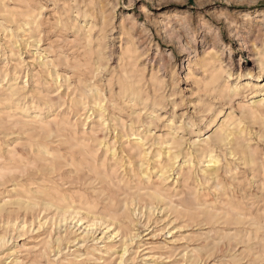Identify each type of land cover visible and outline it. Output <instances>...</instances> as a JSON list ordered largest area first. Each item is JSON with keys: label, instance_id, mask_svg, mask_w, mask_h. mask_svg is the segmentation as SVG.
<instances>
[{"label": "clouds", "instance_id": "obj_1", "mask_svg": "<svg viewBox=\"0 0 264 264\" xmlns=\"http://www.w3.org/2000/svg\"><path fill=\"white\" fill-rule=\"evenodd\" d=\"M14 3L30 6L24 40L40 70L31 90L17 79L9 91L0 77V110L29 100L37 110L107 103L132 119L145 116L148 127L167 131L164 147L184 150L181 174L201 152L264 146V0H0V17ZM10 243L0 236V264H29L6 253ZM231 264H264V241L257 258L245 249Z\"/></svg>", "mask_w": 264, "mask_h": 264}, {"label": "rangeland", "instance_id": "obj_2", "mask_svg": "<svg viewBox=\"0 0 264 264\" xmlns=\"http://www.w3.org/2000/svg\"><path fill=\"white\" fill-rule=\"evenodd\" d=\"M18 5L14 3L10 8ZM18 8L16 12L19 13L24 12L23 8L26 7L19 5ZM44 15L47 16L48 13ZM0 20V35L4 36L0 37V44L4 46V58H0V68L9 75L13 74L14 60L17 56H10L7 46L9 41L17 40L21 47L15 52L23 56L25 63V68L19 69L17 76L20 82L26 81L31 90L34 86V74L40 70V67L38 64L30 63L37 57L33 54L35 50L27 46L24 40V33L29 29L25 28L18 15L11 19L8 17L7 20L2 18ZM23 21L27 23L26 19ZM22 28L24 31H21ZM54 38L55 33L49 36L40 47H48V40ZM69 39H71L70 36ZM53 71L65 70L54 69ZM59 95L66 97L68 90H60ZM103 105L105 126H100L92 115L84 129L87 132L93 129L96 143L103 140L116 149L117 161L111 160L109 155L106 156L107 168H114L111 183L101 181L102 174L96 177L88 171L79 173L77 181H74V176L68 179L66 172L68 168L64 167L61 170V183L67 182L63 188L79 190L81 194L83 193V196L75 199L74 203V208L80 212L82 224L93 219L98 226L95 224L89 234L84 235L81 230L72 229L73 222L69 223V220L67 225L60 224V213L54 208L48 209L40 205L27 212L13 211L14 198L12 194L7 193L10 189L8 184L4 188L0 187L1 200L2 197L5 199L7 196L12 197L9 202L12 207L8 206L10 212H0V236L7 235L11 240L5 250L6 253L9 250L10 253L24 252V255L18 254L19 260H27L29 264H101L102 261H105L102 264H109V262L126 264L133 258L135 264H202V262L231 264L245 252V249L251 253L253 259L259 256L260 244L264 241V157L255 150L258 147L264 149V146H258L255 143L240 147L233 146L222 155L215 154L219 162L214 174L209 171L202 172L205 165L199 163V158L192 160L191 171L183 168V174H181L185 157L184 150L180 149V155L177 156L174 164L176 169L173 168L169 178L160 186V197L163 199L156 198L152 195L154 186L151 183L155 181L153 170L148 171L150 177L148 182L140 173L144 168L140 167L141 156L137 151H128L126 148V134L134 132L145 140V148H148L146 157L150 161L157 145L168 135L167 131L163 129V126L148 127L149 121L145 116H136L132 119L121 111L115 109L113 111L107 103ZM75 110L76 108L73 107L69 112L68 107L62 106V108H55V113L60 118L75 121ZM144 130L150 135L144 133ZM12 138L9 136L3 139L0 136L2 143ZM18 149L23 152V155L25 154L20 146ZM102 154L103 150L99 148L97 151L99 162L104 159ZM193 155L195 156V152ZM150 165L152 160L151 163L149 162ZM28 173L30 171H26L25 175ZM51 178L57 184L60 183L57 174L51 175ZM109 218L114 219L116 226L119 227L120 237L116 238L117 240H106L108 232L102 231L104 226L101 224L109 222ZM13 220L17 223L25 222L26 226L23 229L13 227ZM142 225L147 226L142 227ZM129 240L133 242L128 243ZM108 246L111 251L105 256V248ZM121 248H125L124 254Z\"/></svg>", "mask_w": 264, "mask_h": 264}, {"label": "bare ground", "instance_id": "obj_3", "mask_svg": "<svg viewBox=\"0 0 264 264\" xmlns=\"http://www.w3.org/2000/svg\"><path fill=\"white\" fill-rule=\"evenodd\" d=\"M19 5H22V7L24 5V7H26L23 8L25 9L24 12H19V13L16 12V10L19 9L18 8ZM19 5L17 7L10 8L8 14L0 18H2L3 20H7L8 17L11 19L13 16L18 15L21 17V21L25 25L26 23L23 20L26 19V17L28 16L30 6L23 3ZM1 36L2 35H0V37ZM12 37L13 36H11V38ZM8 38L7 40L9 41ZM17 42H18L17 40L9 41L7 48L9 49L10 56L16 55L15 50L21 47L20 44H18ZM10 44H15L17 46L13 48L9 46ZM9 61L11 62L12 60ZM14 61L15 62L13 66L12 75L7 74L0 68V77H2L7 82L5 84V87H9V85L15 87L16 86L15 82L17 81V79L20 81L19 76H17L18 75L17 73L19 71L17 69L18 58H16ZM38 65L40 67V64ZM25 82L26 81L20 83L23 84ZM9 91H11V87H9ZM65 93L66 92H64V94ZM68 102H69V106L71 107L72 102L71 101ZM30 103L31 101L29 100L27 104L20 106L19 109L14 107L13 105H8L5 106L4 109L0 110V127H2V131H0V136H2L3 139L9 136L13 137L11 140H5L6 143H2L0 139V187L4 188L6 185L10 184V189L7 193L9 195L11 194L13 195L12 196L14 198L13 205H15L13 211L22 210V212H27L30 209L38 207L40 205L48 209L54 208V210L60 213L61 216L60 224L61 223L66 224L69 220V223L73 222L71 227L72 229H74L75 231L81 230L82 233H84V235H87L89 234L92 227H94L95 224L97 225V223L92 219L90 220L91 223L87 222L82 224L83 221L80 217V212L79 210L74 208V203H75V199L83 196L82 195L83 193L81 194L79 190L75 191L74 189L63 188V186L66 185L67 182L61 183L62 181L61 170L64 167L68 168V170H66L68 174V179L74 176L73 178L74 181H77L76 178L79 173L83 171H88L89 173H92L96 177L102 174V176L100 177L101 181L111 183V179H113L114 177V170H113L114 168L113 169L110 167L109 169L107 168L106 156L109 155L111 160L117 161L118 154L116 152V149L114 148L113 145L111 146L106 142H104L103 140H99L96 143L93 137L94 135L93 129H91L89 132H87L84 129L86 123L90 120L92 115L94 116V119L99 123L100 126L105 124V119H104L105 107L102 103L101 106L99 108H96L94 111L93 110L84 111L82 108L79 109L76 108V110L74 111L76 119L75 121H71L70 119L67 118H60L59 115L55 113V108H43V110H37L28 107V104ZM144 133H146V131ZM146 134H149V132L147 131ZM126 140H127L126 148L128 149V151L135 150L141 156L140 167H144V168L141 169L140 173L148 182H150L148 171L149 169L153 170L152 172L154 173L155 181L151 183V185L154 186L152 195L156 198L160 197V191H161L160 186L163 185V183L169 178V174H171V172L173 171L174 168L173 165L175 164V161L177 159V153L172 152L171 149L164 147L161 143H159L157 145L154 154L152 153L153 154L152 157L150 156L152 160V165H150L151 166L150 167L149 162L151 163V160L149 161V159H147L146 157L148 148H145L146 146L145 140L139 134H136L134 132H130L126 134ZM18 146H20L22 150H24L25 156L23 155V152L20 149H18ZM99 148L103 150L102 155H104V159L100 160V162L97 158V151L99 150ZM199 159H203L204 162L201 163V165H205V168L202 170V172L209 171V172H213V174L214 172H216L215 168L219 162V159L215 154H213L212 152H207L206 154L204 152H201V156L199 157ZM26 171H30V173L25 175ZM53 174H57V178L60 181L59 184H57L53 180V178H51V175ZM67 174L65 176H67ZM23 183L25 185H22ZM11 198L7 196V199L3 197L2 200L0 199L1 200L0 212H7V213L10 212L8 206L10 205L9 202ZM84 199L86 201V198ZM153 203L152 205H154ZM10 207L12 206L10 205ZM87 208L90 207L87 206ZM110 211L111 210H109V212ZM12 223H13L12 226L13 227L17 226L18 229H23L26 226L25 222L17 223L16 221L13 220ZM101 225L104 226V229H102V231L105 230L106 232H108V235L106 234L107 235L106 240L113 241L116 238L120 237L119 227L116 226V222L114 221V219H110V221L107 223L103 222ZM74 243L76 242L74 241ZM124 244H126V242ZM54 246L56 248V245ZM109 251H111V248L108 246L105 248L104 255L107 256V253ZM13 253L17 254L14 256L13 259L19 260L18 257L19 253L18 252H13ZM124 253H125V248L122 249V254ZM103 263H105V261Z\"/></svg>", "mask_w": 264, "mask_h": 264}]
</instances>
